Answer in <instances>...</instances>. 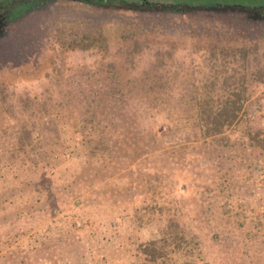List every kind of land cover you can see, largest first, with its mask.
Instances as JSON below:
<instances>
[{
  "label": "rangeland",
  "instance_id": "rangeland-1",
  "mask_svg": "<svg viewBox=\"0 0 264 264\" xmlns=\"http://www.w3.org/2000/svg\"><path fill=\"white\" fill-rule=\"evenodd\" d=\"M174 1L200 8L44 15L0 40V264H150L136 247L161 234L167 219L157 202L173 203L180 221H201L202 255L174 264L233 261L211 241L230 224L219 201L241 213L264 199V150L208 144L182 110L206 93L214 100L244 89L240 126L264 130V24L224 8H264V0ZM126 35L142 41L138 51ZM253 42L245 61L231 57ZM178 114L184 124L169 128ZM91 115L107 132L104 155L62 158L69 124ZM152 124L161 125L155 140ZM76 201L106 220L93 241L55 229Z\"/></svg>",
  "mask_w": 264,
  "mask_h": 264
},
{
  "label": "trees",
  "instance_id": "trees-1",
  "mask_svg": "<svg viewBox=\"0 0 264 264\" xmlns=\"http://www.w3.org/2000/svg\"><path fill=\"white\" fill-rule=\"evenodd\" d=\"M226 11L242 13L245 19L253 23L264 24V8L255 9H241L239 7H224ZM220 12L217 8H212L210 12ZM125 39L131 40L129 47L136 52L139 50L142 41L134 36L126 35ZM144 42V41H143ZM259 42H253L251 46H243L239 50H234L231 57H241L242 61H245L249 52L258 49ZM249 49L248 48H251ZM259 74V71L255 72ZM225 85V83H224ZM244 92V89L240 90ZM239 91V92H240ZM236 94L232 93V96H220L214 99L209 94H204L199 98H192L184 103L183 112H190V114L184 115L183 118H187V122L195 126L198 129L201 138L209 140L214 144L216 141L221 144V147H236L245 146L247 148H259L264 150V130L253 132L247 126V123L241 124L240 111L242 108V101L244 99L243 92ZM169 115V113L167 114ZM175 115V114H170ZM166 120L168 117L165 116ZM183 118L178 117L174 120H168L171 123L169 128L178 127L183 123ZM159 118H157L158 120ZM164 121L162 120V126ZM70 131L71 138L67 144L62 148L61 157L63 158L65 153L80 154L83 152L85 155H100L102 157L105 143V137L102 135L107 133L102 129L100 122L93 116H86L82 121H72L67 127ZM104 130V131H103ZM161 131V125H151V139L155 140ZM77 137L79 144L73 142L72 138ZM206 143V141H205ZM187 147L190 144L185 143ZM182 148V145L180 146ZM22 149H25L22 147ZM176 152V151H174ZM97 153V154H96ZM47 162H38L37 168L43 170V168H49ZM147 186L152 188L154 184L150 181L147 182ZM155 197L158 199L159 193H155ZM167 195L162 192V199H166ZM251 200V199H250ZM231 200L219 201L220 215L229 217L230 224H228L220 233H214L211 237V241L216 242L218 248H222L225 253H231V264H264V199L258 198L251 203L245 202L244 206L247 208L241 213L238 210L232 211L229 207ZM81 203L74 202L72 204V210L65 216L62 221L65 225H57L55 229H68V233H75V235H83L91 238L92 241L97 236V221L100 220V214L98 215L95 210L83 207ZM157 204V211L162 217H166L165 225L161 229V234L157 239L147 242L139 243L136 249H139L144 255V261L150 264H174L173 258H186L189 257L190 252L196 251L198 254L201 249L202 241L201 237V221L196 226L187 224L185 220L180 221L179 208L172 206L173 203L165 204L166 206L159 207ZM175 204V203H174ZM242 207L241 204L237 205ZM77 209V210H76ZM97 211V210H96ZM147 212V211H146ZM142 213V216L146 213ZM235 213V214H232ZM242 217L243 221L239 220ZM79 221V226L76 224ZM116 221V220H115ZM228 222V221H227ZM114 222H110L111 227H116ZM65 226V227H64ZM90 241V240H89ZM202 255V254H199ZM261 256V259L259 258ZM252 257L255 258L252 261ZM203 259V258H202ZM193 264V263H191ZM197 264V263H195Z\"/></svg>",
  "mask_w": 264,
  "mask_h": 264
},
{
  "label": "flooded vegetation",
  "instance_id": "flooded-vegetation-1",
  "mask_svg": "<svg viewBox=\"0 0 264 264\" xmlns=\"http://www.w3.org/2000/svg\"><path fill=\"white\" fill-rule=\"evenodd\" d=\"M198 8L200 7L195 6L193 2L179 4L174 0H0V40L17 30L24 20L44 15L63 17L72 11L84 14L82 11L86 9L93 11L126 9L132 12L162 13ZM209 8L212 7L207 6L206 10Z\"/></svg>",
  "mask_w": 264,
  "mask_h": 264
}]
</instances>
